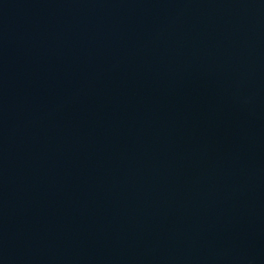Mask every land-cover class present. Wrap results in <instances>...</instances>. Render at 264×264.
Returning a JSON list of instances; mask_svg holds the SVG:
<instances>
[{"label": "water", "instance_id": "water-1", "mask_svg": "<svg viewBox=\"0 0 264 264\" xmlns=\"http://www.w3.org/2000/svg\"><path fill=\"white\" fill-rule=\"evenodd\" d=\"M0 264H264V0H0Z\"/></svg>", "mask_w": 264, "mask_h": 264}]
</instances>
